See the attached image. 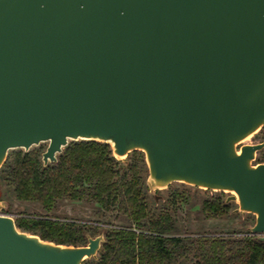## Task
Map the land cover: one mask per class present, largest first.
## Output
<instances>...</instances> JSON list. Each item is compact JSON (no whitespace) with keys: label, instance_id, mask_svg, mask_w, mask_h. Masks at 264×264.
Returning <instances> with one entry per match:
<instances>
[{"label":"water","instance_id":"water-1","mask_svg":"<svg viewBox=\"0 0 264 264\" xmlns=\"http://www.w3.org/2000/svg\"><path fill=\"white\" fill-rule=\"evenodd\" d=\"M264 0H0V167L8 151L69 141L144 153L150 188L230 192L264 241ZM0 201V209L3 207ZM0 215V264H81Z\"/></svg>","mask_w":264,"mask_h":264},{"label":"trees","instance_id":"trees-1","mask_svg":"<svg viewBox=\"0 0 264 264\" xmlns=\"http://www.w3.org/2000/svg\"><path fill=\"white\" fill-rule=\"evenodd\" d=\"M259 133L263 142L264 126ZM42 153L8 152L0 167V201L19 230L42 240L83 246L102 235L96 256L81 264H264V241L250 228L191 227L193 214L200 220L241 217L223 191L207 189L210 194L195 201L192 186L170 184L167 195H153L144 153L134 150L120 160L106 142L69 141L47 164ZM261 162L264 147L253 164ZM15 203L22 209L15 211ZM69 203L88 209V217L70 216Z\"/></svg>","mask_w":264,"mask_h":264},{"label":"rangeland","instance_id":"rangeland-1","mask_svg":"<svg viewBox=\"0 0 264 264\" xmlns=\"http://www.w3.org/2000/svg\"><path fill=\"white\" fill-rule=\"evenodd\" d=\"M79 140H81V139H79ZM260 140H261V133H259V131H257L256 133H254V134L246 137L244 140H242L240 144H252V143L260 142ZM48 143H49L48 141L40 142L37 145H33L30 149L38 148L42 152H44L48 146ZM16 149H22V148H16ZM11 150H14V149H11ZM11 150H9V151H11ZM22 150H24V149H22ZM128 155L125 157L118 158V159H120V160L127 159ZM257 155H258V152H257ZM182 184L187 185V184H184L181 182H173L171 185H174L175 187H181ZM187 186H190V185H187ZM167 190H168V187H166L164 189L150 188V192L153 195H167ZM191 193L193 194L194 198H196L195 201H198V199H200V197H202V196H208L210 194V192H208L207 189H202V188L196 189V187H194V186H192V188H191ZM230 194H232V193L224 192V195L226 197H227V195H230ZM3 205L4 206L0 209V215H7V216H11L12 218H14V213L6 212L5 211V208H6L5 204L3 203ZM14 207H15V211H17L19 209H22L23 206L16 205V203H15ZM196 208H198V206ZM65 209H66V212L72 217H88V214H89V210L82 207L79 204H70V203L66 204ZM239 214H241V217H239V216L235 217V218L227 217L225 219H211V220H200V219H197L196 216L193 214L192 219L190 220V225L194 229H200V230H205V231L231 230V229L244 231L247 228H250L252 226V216H254V215L251 213H241V212H239ZM254 218H255V216H254Z\"/></svg>","mask_w":264,"mask_h":264},{"label":"built area","instance_id":"built-area-1","mask_svg":"<svg viewBox=\"0 0 264 264\" xmlns=\"http://www.w3.org/2000/svg\"><path fill=\"white\" fill-rule=\"evenodd\" d=\"M250 232H251V231H250ZM250 234H251V235H255V236H257V237L259 236L258 234H255V233H252V232H251Z\"/></svg>","mask_w":264,"mask_h":264}]
</instances>
